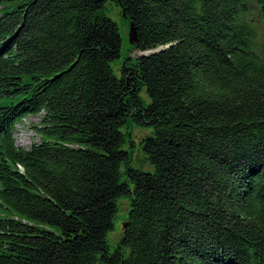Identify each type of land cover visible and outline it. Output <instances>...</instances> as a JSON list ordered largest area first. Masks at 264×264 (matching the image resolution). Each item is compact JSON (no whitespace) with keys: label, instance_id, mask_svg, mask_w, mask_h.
Returning <instances> with one entry per match:
<instances>
[{"label":"trees","instance_id":"1","mask_svg":"<svg viewBox=\"0 0 264 264\" xmlns=\"http://www.w3.org/2000/svg\"><path fill=\"white\" fill-rule=\"evenodd\" d=\"M0 264H264V0H0Z\"/></svg>","mask_w":264,"mask_h":264},{"label":"rangeland","instance_id":"2","mask_svg":"<svg viewBox=\"0 0 264 264\" xmlns=\"http://www.w3.org/2000/svg\"><path fill=\"white\" fill-rule=\"evenodd\" d=\"M108 14L115 19L120 27L123 36V49L122 56L113 64L114 71L119 75L121 73L120 68L124 65V62L129 58H136L143 53H149L153 49L140 50L136 47H131V42L129 40V29L130 22L128 19L124 18L121 13V8L114 2L109 3ZM134 44V43H132ZM143 95L148 99L146 92H142ZM42 114H28L22 121L16 124L14 135L18 144L26 147H30L33 142L40 141V134L37 132V125L41 120ZM133 133L136 139L141 138L144 135L149 134L150 129L147 127L133 126ZM138 154V152L136 153ZM134 155L133 164L136 167L143 169H153L151 164H146V161L138 159L137 155ZM130 209L129 197H122L119 199V209L114 220V227L108 232V240L110 247L113 250L115 246L121 239L123 225L128 219Z\"/></svg>","mask_w":264,"mask_h":264},{"label":"water","instance_id":"3","mask_svg":"<svg viewBox=\"0 0 264 264\" xmlns=\"http://www.w3.org/2000/svg\"><path fill=\"white\" fill-rule=\"evenodd\" d=\"M129 40L131 43L137 42V29L133 22H130V29H129ZM124 225H127V222L124 223Z\"/></svg>","mask_w":264,"mask_h":264}]
</instances>
